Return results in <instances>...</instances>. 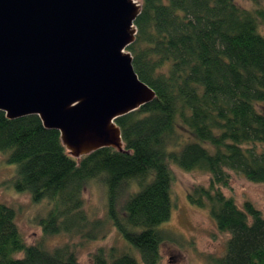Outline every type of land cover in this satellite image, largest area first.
Masks as SVG:
<instances>
[{
	"label": "trees",
	"instance_id": "16d2710c",
	"mask_svg": "<svg viewBox=\"0 0 264 264\" xmlns=\"http://www.w3.org/2000/svg\"><path fill=\"white\" fill-rule=\"evenodd\" d=\"M136 40L128 47L139 77L156 98L117 119L124 151L104 147L75 157L39 115L10 119L0 110V151L17 164L12 183L50 208L37 219L45 236L84 242L111 227L122 246H98L92 264H160L161 246L177 237L162 225L173 213V163L211 174L188 193L229 232L213 264H264V214L228 196L231 172L264 183V0H140ZM106 190V214L87 209L91 181ZM0 264H83L70 244H29L15 207L0 202Z\"/></svg>",
	"mask_w": 264,
	"mask_h": 264
},
{
	"label": "water",
	"instance_id": "95a60500",
	"mask_svg": "<svg viewBox=\"0 0 264 264\" xmlns=\"http://www.w3.org/2000/svg\"><path fill=\"white\" fill-rule=\"evenodd\" d=\"M140 0H0V110L39 115L81 157L124 151L117 119L156 98L128 47Z\"/></svg>",
	"mask_w": 264,
	"mask_h": 264
},
{
	"label": "rangeland",
	"instance_id": "374dc122",
	"mask_svg": "<svg viewBox=\"0 0 264 264\" xmlns=\"http://www.w3.org/2000/svg\"><path fill=\"white\" fill-rule=\"evenodd\" d=\"M238 2L251 9L255 7L252 0ZM260 29L264 33V23ZM172 169L175 174L173 213L162 227L172 232L177 240L162 244L160 264H213L215 258L226 254L231 234L218 228L209 209L192 204L188 198V193L194 186L209 185L211 174L200 168L185 170L175 163ZM16 171L17 164L10 163L7 154L0 151V202L15 207L19 228L29 244L43 242L49 249L70 244L83 264L93 263L91 253L98 246L124 244L123 238L114 227H111L105 238L90 242H84L81 236L67 233L45 236L37 219L47 214L50 203L47 199L34 202L29 192L18 191L12 183ZM223 191L234 197L241 208H244L246 201H251L264 214V183L250 181L242 174L232 171L230 185L223 187ZM85 199L91 214L96 217L105 216L107 198L102 184L91 181L85 190Z\"/></svg>",
	"mask_w": 264,
	"mask_h": 264
}]
</instances>
